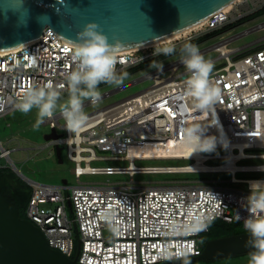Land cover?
<instances>
[{
    "label": "built area",
    "instance_id": "1",
    "mask_svg": "<svg viewBox=\"0 0 264 264\" xmlns=\"http://www.w3.org/2000/svg\"><path fill=\"white\" fill-rule=\"evenodd\" d=\"M230 6L177 40L114 53L118 74L151 69L154 61L162 63L163 70L153 68L139 79L102 94L101 100L133 83L152 80L148 88L86 114L88 120L78 133L64 129L59 113L46 118L57 135L48 140V146L55 151L60 146L62 152L66 148L79 181L83 175H129L133 182L79 183L72 187L68 183H31L34 189L26 218L40 227L52 248L80 264H160L179 260L183 252L191 253L190 257L201 256L205 248L202 235L210 232L216 220L239 222L244 228L249 213L243 203L250 194V182L264 180L237 177L238 173H264V36L246 45L250 47L245 51L241 50L244 46L234 48L230 44L242 35L264 30V22L212 46L216 51L222 44L229 47V52H220L221 60H210L213 69L209 80L220 90L215 113L196 109V101L187 94L190 73L180 58L172 60L185 43L214 32H219L217 36L245 23L243 20L264 7V0H237ZM169 46L175 47L176 53L154 54ZM74 49V43L47 27L38 39L0 52V117L16 109L30 88L51 84L61 95L68 94L65 78L76 69ZM88 106L94 105L84 102V109ZM210 121L216 123L209 125ZM200 124L207 127L205 135L217 138L215 149L223 151L201 152L207 157L204 162L223 160L217 164L221 166L235 160V167L178 172L177 166L135 164L146 159L194 162V157L187 156H140L131 148L160 151L186 146L184 130ZM4 157L10 158V150H2L0 158ZM243 160L263 161L239 164ZM103 161H128V165H91ZM147 173H229L231 177L229 181L137 185L135 175ZM225 182L247 186L228 187Z\"/></svg>",
    "mask_w": 264,
    "mask_h": 264
},
{
    "label": "water",
    "instance_id": "2",
    "mask_svg": "<svg viewBox=\"0 0 264 264\" xmlns=\"http://www.w3.org/2000/svg\"><path fill=\"white\" fill-rule=\"evenodd\" d=\"M232 2L235 0H0V51L38 39L47 27L76 44L77 33L89 22L100 26L109 43L120 42L115 51L137 48L189 28ZM56 137L52 129L45 138ZM56 156L62 162V147H56ZM9 165L22 180L36 183L10 158ZM68 207L72 210L70 201ZM249 237L244 232L207 239L203 254L190 260L214 261L252 253L254 249L246 247ZM0 264L80 263L52 248L40 227L21 217L18 204L5 198L0 187ZM160 264H182V260Z\"/></svg>",
    "mask_w": 264,
    "mask_h": 264
},
{
    "label": "clouds",
    "instance_id": "3",
    "mask_svg": "<svg viewBox=\"0 0 264 264\" xmlns=\"http://www.w3.org/2000/svg\"><path fill=\"white\" fill-rule=\"evenodd\" d=\"M63 2V0H59ZM73 60L76 69L66 75L68 99L61 102V91L51 84L43 87L30 88L17 108L24 113L33 108L38 109L35 127L39 128L51 118L56 110L65 121L64 129L69 133H78L88 120L84 112V102L90 101L93 105L101 99L98 86L101 83L121 85L126 78L125 74H118L116 70L117 58L115 49L120 42L109 43L108 37L100 30L95 22L87 23L76 36ZM176 53L173 46L157 49L154 54L172 55ZM180 62L190 73L186 81L187 94L195 101V107L202 113H215V103L220 96V90L214 87L209 76L213 69L210 60H206L199 48L191 43H185L179 50ZM150 67L158 71L163 70L162 63L153 62ZM209 122V125L215 124ZM205 125H193L186 128L184 144L192 149L190 156L196 152H211L215 150L217 138L207 136ZM250 194L245 198L243 205L249 213L244 219V228L250 234L246 247L254 249L250 253L249 264H264V181H252L249 185ZM240 217L237 216V219ZM191 253L183 252L177 258L182 264H191ZM168 259L170 257H162Z\"/></svg>",
    "mask_w": 264,
    "mask_h": 264
},
{
    "label": "rangeland",
    "instance_id": "4",
    "mask_svg": "<svg viewBox=\"0 0 264 264\" xmlns=\"http://www.w3.org/2000/svg\"><path fill=\"white\" fill-rule=\"evenodd\" d=\"M264 22V15L256 17L253 20L246 21L227 32H223L217 36L208 35L207 39L196 45L206 60L222 59L219 51H216L214 44L219 43L225 38H229L240 34L249 28ZM207 36V35H205ZM264 36V30L252 32L250 34L242 35L235 39L230 46L237 48L243 47L241 50L245 51L250 46H246L257 39ZM202 38V37H201ZM198 40V39H197ZM196 41V40H195ZM191 41L189 43H192ZM179 59V54L175 55L172 60ZM153 69V68H151ZM151 69L136 72L132 75L128 74L121 85H108L101 83L98 86L101 95L113 91L122 85L129 84L143 75L149 73ZM152 84L151 79L141 82L133 83L123 90L114 92L110 96L101 100V102L94 106H88L84 109L85 114L91 113L109 104L123 100L133 94H136ZM68 99V94L61 95V102ZM86 102V101H85ZM59 113L57 109L56 112ZM38 109L33 108L30 112H21L18 108L9 112L6 116L0 117V145L5 149L10 150V158L16 166L31 180L40 184L62 185L64 180L68 181V186H76L79 183H105V182H124L133 183L129 175H83L80 181L75 177L73 169L75 163L72 162L67 155V150L64 148L62 152V162L56 156L54 147L48 146V140L45 138L51 132L49 124L46 122L41 124L39 128L35 127L37 120ZM61 134V130H58ZM0 146V154L2 148ZM222 150H214L211 152L203 153H221ZM263 160H243L239 164L251 165L262 162ZM223 160H210L207 162L209 165H216L222 163ZM192 163L191 160L183 159H146L136 160L137 166H184ZM0 165L9 166V159L6 157L0 158ZM92 166H127L128 161H103L93 162ZM231 175L229 173H147L136 174L134 177L135 183L138 185H157V184H171L183 183L184 181H229ZM239 178H264V173H238ZM30 186L34 187L30 182L25 181ZM228 187L245 188L246 184H234L231 182L224 183ZM228 227L211 226L209 233L203 234V243L205 240L210 239L215 233L224 232ZM250 253L241 254L236 256L225 257L209 262L205 260L191 262V264H249Z\"/></svg>",
    "mask_w": 264,
    "mask_h": 264
},
{
    "label": "trees",
    "instance_id": "5",
    "mask_svg": "<svg viewBox=\"0 0 264 264\" xmlns=\"http://www.w3.org/2000/svg\"><path fill=\"white\" fill-rule=\"evenodd\" d=\"M262 15H264V7L255 14L243 20V22L252 18L260 17ZM217 33L219 32H214L211 35H215ZM208 35L199 38L198 40L192 42L191 44L198 43L200 41L207 39V37H209ZM244 53L245 52H243V54ZM0 187L2 189L4 197L10 201L16 202L19 206L21 217L26 218V208L30 202L34 188L29 184H27L24 180H22L8 165L7 166L0 165ZM212 225H216V226L220 225L225 228L228 227V229H226L224 232L215 233L210 239H216V238L247 232L243 228L242 224L239 222L226 223L221 220H216L211 224V226Z\"/></svg>",
    "mask_w": 264,
    "mask_h": 264
},
{
    "label": "bare ground",
    "instance_id": "6",
    "mask_svg": "<svg viewBox=\"0 0 264 264\" xmlns=\"http://www.w3.org/2000/svg\"><path fill=\"white\" fill-rule=\"evenodd\" d=\"M235 1H237V0H235ZM232 4H233V2L230 3L229 5H226V7H224L222 10L223 11L229 10L231 8L230 5H232ZM205 21H206V19L195 24V25H193V26H191V27H189V28H186L182 31H179L178 33H176L174 35H171L169 37L163 38V39L158 40L156 42L147 44L145 46L167 43V42L177 40L181 36L187 35L190 31L199 28L201 25L204 24ZM141 47H143V46H140L137 48H141ZM17 48H19V47H17ZM17 48H14V49H17ZM131 49H135V48L117 50L114 53H120V52L131 50ZM11 50H13V49H11ZM217 50L219 52L227 53V52H229V47L222 44V45H219ZM7 51H9V50H7ZM0 52H6V51H0ZM191 151H192V149L190 147L181 146V145L177 146V147L165 148V149L160 150V151H159V149H154V148H137V147L131 148V152H134L135 154H139L140 156H142L143 154L150 155V156H155V155H157V156L158 155L169 156V155H172V156H176V157H179V156L194 157L196 159L194 162H192L188 165L175 167V171H178V172H180V171H213L216 169H221L220 167H222V168L235 167V160H232L229 163H223V165H221V166H219L217 164L216 165H209L206 162H204L205 159H207L206 155L202 154L201 152H196L190 156ZM233 156H234V153L232 152L231 157H233ZM132 168H134V167H132ZM257 181H264V180H257Z\"/></svg>",
    "mask_w": 264,
    "mask_h": 264
},
{
    "label": "crops",
    "instance_id": "7",
    "mask_svg": "<svg viewBox=\"0 0 264 264\" xmlns=\"http://www.w3.org/2000/svg\"><path fill=\"white\" fill-rule=\"evenodd\" d=\"M6 116V115H5Z\"/></svg>",
    "mask_w": 264,
    "mask_h": 264
},
{
    "label": "flooded vegetation",
    "instance_id": "8",
    "mask_svg": "<svg viewBox=\"0 0 264 264\" xmlns=\"http://www.w3.org/2000/svg\"><path fill=\"white\" fill-rule=\"evenodd\" d=\"M56 152V151H55Z\"/></svg>",
    "mask_w": 264,
    "mask_h": 264
}]
</instances>
